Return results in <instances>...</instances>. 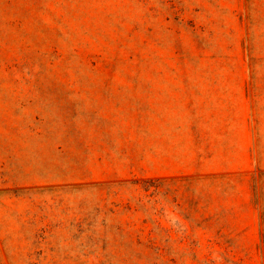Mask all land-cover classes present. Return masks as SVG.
I'll use <instances>...</instances> for the list:
<instances>
[{
  "label": "rangeland",
  "instance_id": "rangeland-1",
  "mask_svg": "<svg viewBox=\"0 0 264 264\" xmlns=\"http://www.w3.org/2000/svg\"><path fill=\"white\" fill-rule=\"evenodd\" d=\"M0 264H264V0H0Z\"/></svg>",
  "mask_w": 264,
  "mask_h": 264
}]
</instances>
